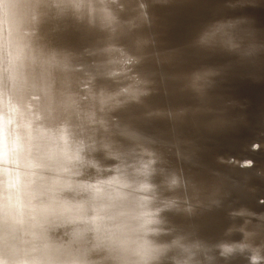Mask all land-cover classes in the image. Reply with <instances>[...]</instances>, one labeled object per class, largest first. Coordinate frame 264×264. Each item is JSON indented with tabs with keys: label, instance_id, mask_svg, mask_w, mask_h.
<instances>
[{
	"label": "clouds",
	"instance_id": "obj_1",
	"mask_svg": "<svg viewBox=\"0 0 264 264\" xmlns=\"http://www.w3.org/2000/svg\"><path fill=\"white\" fill-rule=\"evenodd\" d=\"M176 2L0 0V264H264V212L242 203L264 168L207 164L183 135L244 122L217 89L237 68L259 82L264 30L208 20L188 47L225 62L167 72L182 52L160 50L153 9ZM169 84L189 103L153 107ZM211 213L227 221L218 238L195 222Z\"/></svg>",
	"mask_w": 264,
	"mask_h": 264
},
{
	"label": "rangeland",
	"instance_id": "obj_2",
	"mask_svg": "<svg viewBox=\"0 0 264 264\" xmlns=\"http://www.w3.org/2000/svg\"><path fill=\"white\" fill-rule=\"evenodd\" d=\"M226 0H177L168 6H157L153 11L158 17L155 31L158 33L160 50H181L180 60L173 66H165V71H190L203 63H224L225 58L215 57L206 60L188 47L198 27L219 16H248L254 18L257 28L264 30V0L257 7H243L230 9L225 6ZM251 70L237 68L223 81L218 93L225 99H233L245 105L243 109L236 107L232 110L234 116H244L234 129L222 135H210L202 129L188 125L183 129V135L189 139H198L203 150V160L213 164L217 155L235 158V160L252 159L257 169L264 168V146L259 151H253L252 145H264V72L258 73L259 82L251 76ZM149 98L154 107H167L189 103L186 97L171 92L172 85H168ZM152 105V106H153ZM158 126L166 128V121H159ZM227 171L223 166L214 165ZM256 169L246 170L245 174L253 175ZM251 183L259 191L254 195L245 196L242 203L247 204L258 212H264V180L253 178ZM201 226V235L207 238H218L227 221L223 213H211L195 221ZM239 239V236L234 237Z\"/></svg>",
	"mask_w": 264,
	"mask_h": 264
},
{
	"label": "water",
	"instance_id": "obj_3",
	"mask_svg": "<svg viewBox=\"0 0 264 264\" xmlns=\"http://www.w3.org/2000/svg\"><path fill=\"white\" fill-rule=\"evenodd\" d=\"M151 104V103H150ZM151 105H153V104H151ZM153 107H154V105H153ZM248 197H249V195H247Z\"/></svg>",
	"mask_w": 264,
	"mask_h": 264
}]
</instances>
